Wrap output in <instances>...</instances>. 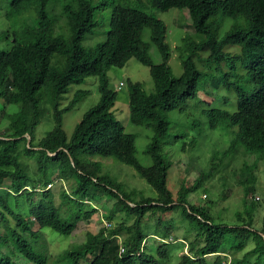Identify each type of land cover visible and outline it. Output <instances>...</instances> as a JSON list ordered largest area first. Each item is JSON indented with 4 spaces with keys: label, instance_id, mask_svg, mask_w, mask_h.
<instances>
[{
    "label": "trees",
    "instance_id": "trees-1",
    "mask_svg": "<svg viewBox=\"0 0 264 264\" xmlns=\"http://www.w3.org/2000/svg\"><path fill=\"white\" fill-rule=\"evenodd\" d=\"M49 1L12 0L14 9L9 7L8 17L38 4L37 20L19 21L24 25L8 36L13 37L9 47L0 48V99L20 105L18 111L5 115L9 130L0 133V264H18L14 258L18 253L31 264H48V258L31 240L40 238L45 227L70 236L78 222L99 210L93 203L101 199L99 194L115 199L104 216L110 222L116 220V226H104L96 233L88 231L82 243L62 253L61 261L166 264L177 240L174 231L182 223L189 253H183L175 264H264V219L263 226L257 228L255 210L259 202L254 196L250 203L244 202L245 209L236 214L238 222L234 224L217 222L212 204L189 200V195L205 186L224 158L235 155L239 146L264 157V0H138L140 6L163 11L187 8L193 33L184 36L180 46L184 68L180 76L173 74L169 64L172 48L167 41L168 27L157 16L139 6L116 4L105 40L89 48L83 39L99 25L97 11L108 5V0L69 1L62 15L69 36L56 34L57 22L46 10ZM219 13L243 17L245 22H236L219 38V23L214 19ZM146 29L150 30L149 40L144 38ZM153 46L160 62L151 56ZM131 58L150 67L155 83V90L147 92L142 82L129 80L131 121L150 126L155 132L147 148L150 166L140 162L135 136L125 130L112 110L117 91L110 87L108 71L113 66L124 67ZM90 76L99 78L101 99L85 112L68 139L63 115L87 91L77 92L65 107L62 101L71 84L83 83ZM208 85L213 91L206 94L216 91L215 95H222L221 90L236 93L233 112L215 106L221 97L206 99L211 107L206 110L209 127L233 129L234 139L226 150L212 155L209 169L203 170L194 183L181 185L174 196L168 187L174 162L164 152L163 141L170 128L164 113L177 109L180 102L199 98V92ZM50 107L55 126L35 142L36 129ZM85 155L114 158L133 166L158 195L126 190L103 172L101 162L85 159ZM255 167L243 166L247 179L241 182L246 196L257 192ZM57 180L71 186L70 191L62 190L61 205L56 204L49 188ZM23 197L29 202L27 214L19 211ZM67 204L71 208L65 207V212L62 206ZM173 212L179 214V220ZM151 218L155 219L154 229L146 233L144 224ZM151 235L158 240L153 246L147 243ZM252 241L253 246L246 250ZM3 245L8 253L1 250ZM121 245L125 247L123 253ZM240 252L244 254L239 256Z\"/></svg>",
    "mask_w": 264,
    "mask_h": 264
},
{
    "label": "rangeland",
    "instance_id": "rangeland-1",
    "mask_svg": "<svg viewBox=\"0 0 264 264\" xmlns=\"http://www.w3.org/2000/svg\"><path fill=\"white\" fill-rule=\"evenodd\" d=\"M71 0H51L47 3L46 10L49 16L56 20V34L70 35L69 26L63 15L64 6ZM102 0H96L100 2ZM107 6H102L97 11V20L99 25L91 32L87 33L83 39V45L89 48L96 46L105 40L107 32L110 28V19L113 7L116 4H129L139 6L146 12L162 19L167 27V41L172 48L169 64L172 72L176 76L183 74L184 68L182 63V50L180 46L183 44V37L193 33L191 27L192 19L190 18L187 8H171L163 11L151 6H140L138 0H108ZM9 7L12 6V0H0V48L7 49L13 37L9 38L12 31L20 29L26 19L29 23L37 20L38 4H33L30 8L24 10L22 14H10L8 17ZM62 16V17H61ZM219 23V38H222L232 26L238 23H244L243 17L224 16L219 13L214 17ZM150 30H145V40H149ZM236 47H233L235 49ZM240 48V47H239ZM237 51V48L233 50ZM151 56L155 62L161 61L158 50L153 46L150 50ZM203 56V54H202ZM197 58V57H196ZM237 62V61H233ZM229 64V61L227 62ZM231 64V63H230ZM200 68L201 63H199ZM212 67V65H209ZM203 68V67H202ZM110 78V87L117 91V100L112 108L115 118L125 126V130L135 136L137 157L142 164L150 166L152 159L147 153V148L154 135V129L146 125H136L131 121L130 111V88L129 80L140 81L143 83L147 92L155 90V83L151 76L150 67L142 64L136 58H131L124 67H111L108 71ZM210 82V81H208ZM79 91H87V94L80 97L72 109L63 115V128L67 133L68 139H71L75 128L82 119L83 115L92 106L96 105L101 99L99 91V78L97 76L88 77L85 82L71 84L66 98L62 101V106H67ZM213 91L211 86L199 92V98L188 99L179 103L177 109L168 110L164 113V117L170 122L168 134L164 137L163 145L166 156L172 160L173 166L170 169L168 178V187L177 196L181 185L194 183L201 175L203 170L210 168L211 157L215 152L224 151L234 139L233 129L229 130L225 127H219L212 130L209 127L206 110L210 107L207 100L215 97H221L220 101L215 104L217 107L229 109L233 112L236 110L237 96L234 91L221 90V93L214 94L206 92ZM209 96H212L209 97ZM202 100H201V99ZM204 98V99H203ZM207 99V100H206ZM204 100V101H203ZM5 105V106H4ZM20 109L19 104H6L4 99H0V133L4 134L9 130V120L5 116L7 113H14ZM52 109L49 108V114L45 115L41 123L36 129V140H41L48 131L55 126L52 117ZM191 143L195 144L191 147ZM85 159L99 161L102 164L103 172L108 174L112 179L121 183L126 190L135 189L139 194L145 196L156 197L158 191L151 186L145 178L131 165L122 163L114 158L102 157L100 155L84 156ZM256 166L253 172L257 176V192L246 196L241 181H245L247 176L243 174V166ZM60 180L55 181L51 190L55 194V202L62 204V190H71L70 183ZM205 186L197 192L189 195L191 203L200 205L212 204V213L217 222L234 224L237 221L236 214L244 211L245 203H250L254 198L259 202L255 210V226L261 228L264 219V157L259 158L256 154L247 152L243 146H239L235 155L224 158L220 168L213 177L206 180ZM208 191H205L204 189ZM102 195L101 199L93 201L95 207L99 208L97 212L88 220L78 222L77 228L70 236H65L52 228H42L40 238L32 239L35 249L48 258V264H67L65 260L59 258L64 251L70 249L75 244L82 243L86 239V233L91 231L96 233L102 227H115V221H108L104 214L112 206L114 198ZM89 201V200H88ZM211 202V203H210ZM19 211L28 213L29 202L25 197L20 200ZM65 207L71 208L70 204L62 206L63 211H67ZM174 217L180 219L178 213L173 212ZM109 223V225H107ZM155 219H147L144 224L146 233H152L154 229ZM3 230L0 224V231ZM174 236L177 238L175 247L166 264H175L183 253H189L187 242L183 240L185 235V227L182 223H178ZM151 235L147 239V243L151 246L158 243L157 238ZM192 239L193 237L190 236ZM122 241V238H121ZM253 246V241L249 243L246 250ZM3 252L8 253L9 249L6 245L1 247ZM242 256L244 252L237 253ZM213 255L209 256L210 260H214ZM18 264H31L22 254L18 253L15 257ZM230 259V256H228ZM87 264V263H81Z\"/></svg>",
    "mask_w": 264,
    "mask_h": 264
},
{
    "label": "built area",
    "instance_id": "built-area-1",
    "mask_svg": "<svg viewBox=\"0 0 264 264\" xmlns=\"http://www.w3.org/2000/svg\"><path fill=\"white\" fill-rule=\"evenodd\" d=\"M109 225V223L107 224ZM159 238V237H158ZM160 239V238H159ZM125 251V247L123 245H121V250H120V253H123Z\"/></svg>",
    "mask_w": 264,
    "mask_h": 264
},
{
    "label": "water",
    "instance_id": "water-1",
    "mask_svg": "<svg viewBox=\"0 0 264 264\" xmlns=\"http://www.w3.org/2000/svg\"><path fill=\"white\" fill-rule=\"evenodd\" d=\"M31 142V136L30 135H28V143H30ZM51 155H53V154H55V153H52V152H49Z\"/></svg>",
    "mask_w": 264,
    "mask_h": 264
}]
</instances>
